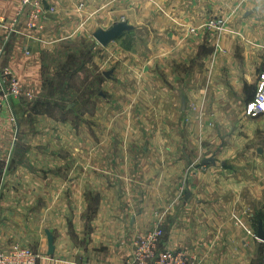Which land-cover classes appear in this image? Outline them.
Returning a JSON list of instances; mask_svg holds the SVG:
<instances>
[{
  "label": "crops",
  "instance_id": "crops-1",
  "mask_svg": "<svg viewBox=\"0 0 264 264\" xmlns=\"http://www.w3.org/2000/svg\"><path fill=\"white\" fill-rule=\"evenodd\" d=\"M90 1L44 0L55 11L35 31L23 16L13 33L20 0H0L1 65L33 94L0 114V252L18 244L38 253V264H122L134 237L162 226L163 248L184 250L197 264H264V114H245L264 69V0H130L133 13L148 15L125 20L132 41H162L154 58L177 53L178 83L145 66L148 84L134 83L130 96L117 67L109 70L121 85L112 98L136 112L101 110L79 121L34 108L24 114L49 89L53 31ZM132 56L140 59V50ZM144 102L167 109L138 113Z\"/></svg>",
  "mask_w": 264,
  "mask_h": 264
},
{
  "label": "rangeland",
  "instance_id": "rangeland-1",
  "mask_svg": "<svg viewBox=\"0 0 264 264\" xmlns=\"http://www.w3.org/2000/svg\"><path fill=\"white\" fill-rule=\"evenodd\" d=\"M147 1L145 0V2ZM131 5L132 1L130 0H122L121 7H117L113 0L108 4L105 1L92 0L85 12H83V4L78 5L77 8L79 9H77V13H75L70 24H61L55 28V33L52 29L55 35L53 40L56 39V41L53 42L52 48L45 57L44 66L46 83L49 89L43 91L42 96L45 97L44 99L37 103L26 104L21 108V111L23 110L26 114L30 113V108H34L36 109L35 113L38 115L60 114V117L70 116L75 117L77 120L83 118L84 115H92L101 110L112 113V111L114 112L119 108H129V110L133 109L136 112L134 109L136 105H125L123 103L117 105L112 98L116 96L117 85L119 88L121 87L120 84H116L119 81L116 79L117 73L112 72V81L103 75L104 72L122 66L125 69L121 81L123 85L120 89L130 96L133 92L134 83H140L142 88L147 86L148 77L146 74L143 75L146 70L143 71L145 66H150L151 76H157L160 81L166 84L169 83V85L171 81L173 84L178 83L179 58L176 55L177 53L166 58L161 53L159 54L161 56L154 58L152 50L157 49L158 44L162 47V41L149 42L143 40L139 41L140 44L136 46L137 41H132L131 33L126 32L107 46H103L94 37V33L99 29L108 30L118 22L125 20L132 22L133 15L135 17L138 15L141 17L148 16L147 8L141 7L143 9L133 13ZM152 12L154 11L152 10ZM158 12H162V10L159 9ZM146 25L140 26L147 28ZM49 29H51V26ZM156 32L162 31L156 30ZM166 45H170V48H178L177 41L167 40ZM133 47L140 50V56L138 57L140 59L132 56ZM138 65L141 68L140 73H134L135 69L133 68ZM174 93L173 90V95ZM122 96L125 95L122 94ZM123 98L125 100L130 97L125 96ZM175 101L177 102V100L172 99L171 103L168 102V105H173L178 109L179 105ZM162 104L144 102L141 106H137V109L140 110L138 113H146L153 107L161 110L167 109ZM35 113L30 115L35 116ZM43 124L41 123V128H44ZM28 125H31V123H28Z\"/></svg>",
  "mask_w": 264,
  "mask_h": 264
},
{
  "label": "built area",
  "instance_id": "built-area-1",
  "mask_svg": "<svg viewBox=\"0 0 264 264\" xmlns=\"http://www.w3.org/2000/svg\"><path fill=\"white\" fill-rule=\"evenodd\" d=\"M54 11V8H45L44 0H20L16 18L10 30L13 33H20L18 20L27 15L25 27L28 31H35L41 20ZM217 23H222V20H217ZM3 55L4 47L0 46V114L6 106H10L14 98L33 97V94L25 90L22 81L13 75L9 68L2 67ZM245 114L249 117L264 114V69L260 73L255 97L246 106ZM164 235L163 227L157 226L146 235L134 237L130 257L122 264H197V260L184 250L163 248ZM39 258L38 253L18 244L8 251L0 252V264H38Z\"/></svg>",
  "mask_w": 264,
  "mask_h": 264
},
{
  "label": "water",
  "instance_id": "water-1",
  "mask_svg": "<svg viewBox=\"0 0 264 264\" xmlns=\"http://www.w3.org/2000/svg\"><path fill=\"white\" fill-rule=\"evenodd\" d=\"M133 25L129 24L127 21H121L115 24L112 28L108 30L99 29L94 33V37L99 41L103 46H107L112 41L120 38L125 32L131 31L133 29ZM112 71L105 72L107 77L111 76ZM209 160H205L204 164L208 163ZM258 237L261 240H264V226L261 223L259 227ZM53 235L48 232V241H49V255L53 254L54 246H53Z\"/></svg>",
  "mask_w": 264,
  "mask_h": 264
}]
</instances>
